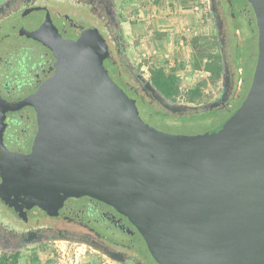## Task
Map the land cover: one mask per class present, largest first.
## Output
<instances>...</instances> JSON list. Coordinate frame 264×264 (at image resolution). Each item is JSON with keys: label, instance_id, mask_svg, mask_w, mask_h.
<instances>
[{"label": "water", "instance_id": "water-1", "mask_svg": "<svg viewBox=\"0 0 264 264\" xmlns=\"http://www.w3.org/2000/svg\"><path fill=\"white\" fill-rule=\"evenodd\" d=\"M258 31L257 58L240 104L212 129L169 135L148 125L78 43L57 49L59 70L39 91V132L27 168L3 178L0 197L22 215L56 190L90 196L124 215L156 264H264V0H247ZM221 87L230 84L223 56ZM172 115L214 109L167 100L139 75ZM82 246L120 264L84 241Z\"/></svg>", "mask_w": 264, "mask_h": 264}, {"label": "flooded vegetation", "instance_id": "flooded-vegetation-1", "mask_svg": "<svg viewBox=\"0 0 264 264\" xmlns=\"http://www.w3.org/2000/svg\"><path fill=\"white\" fill-rule=\"evenodd\" d=\"M122 1L0 0V184L27 168L26 157L40 128L36 97L59 70L60 45L78 43L90 51L138 111H165L128 58ZM205 5L222 72L224 56L230 75L225 92L220 79L221 91L208 112L225 111L228 116L249 89L241 97L243 80L236 78V60L250 40L258 39L256 18L247 0H205ZM59 236L106 250L120 264H156L136 227L103 201L56 190L47 206L18 215L0 197V256L52 243Z\"/></svg>", "mask_w": 264, "mask_h": 264}, {"label": "rangeland", "instance_id": "rangeland-1", "mask_svg": "<svg viewBox=\"0 0 264 264\" xmlns=\"http://www.w3.org/2000/svg\"><path fill=\"white\" fill-rule=\"evenodd\" d=\"M190 1L192 3L196 0ZM174 2L176 0L122 1V31L126 52L135 68L148 79L150 72L157 68L164 69L166 74L173 72L177 77L178 94L175 96L176 102L192 105L206 104L220 93V79L223 73L210 16L207 13V20H205L203 30L200 33L186 36L181 30L183 25L181 26L180 21H177L178 15L174 13ZM200 2H202L200 9L207 12L205 0H200ZM186 41H188V54L195 64L199 63L205 66L209 64L211 69H215V65L220 67V77L212 82V90L205 92L203 97L193 103L188 101L190 90H187L186 86L182 84L184 79L180 76L181 70H186V75H189V70L185 65L181 68V65L177 63L180 57L179 53H183L182 47ZM247 46V50L243 48L239 51L238 60H236L237 68L240 71V75L237 73L236 78L243 80L241 97L245 95L251 83L257 58V39L254 37ZM149 111L151 112V110ZM162 113L147 115L139 110L140 118L146 125L165 134L180 136L204 133L215 127L227 116L225 111L209 112L207 115L210 117L206 118H204L206 115L203 112L188 113L177 117L166 111H162ZM34 252H38V255H34L36 254ZM24 254H28V257L33 258V261L43 264L46 262L47 264H68V260H74L75 256L82 264H117L93 253L88 248L68 245L67 243H45L30 247L22 250L19 257Z\"/></svg>", "mask_w": 264, "mask_h": 264}, {"label": "crops", "instance_id": "crops-1", "mask_svg": "<svg viewBox=\"0 0 264 264\" xmlns=\"http://www.w3.org/2000/svg\"><path fill=\"white\" fill-rule=\"evenodd\" d=\"M193 5L194 1L191 3L190 0L176 1L173 4V8L175 9L174 13L177 14V18H179L177 21H180L179 24L181 23V26L183 25L181 30H183V33L186 36H192L200 33L203 30L205 20H207V12L204 9L194 12L192 9ZM187 42L188 41H186L184 47H182L183 53H179L180 57L177 62L181 65V68L185 65L189 70V75H186V70L180 71V76L184 79L182 80V84L186 86L187 90L199 88L200 97H203L205 92L212 90V82L214 80L211 72L205 69L204 64H199V68L195 67L194 60L190 58V54H188L189 49L187 47ZM34 253H36L34 255H38V252ZM17 262V264H43L41 262L33 261V258L28 257V254L21 255ZM44 264H47V262Z\"/></svg>", "mask_w": 264, "mask_h": 264}, {"label": "trees", "instance_id": "trees-1", "mask_svg": "<svg viewBox=\"0 0 264 264\" xmlns=\"http://www.w3.org/2000/svg\"><path fill=\"white\" fill-rule=\"evenodd\" d=\"M196 68H199V63L195 64ZM205 69L211 72L213 80L219 79L220 77V67L215 65V69H211L209 64L205 66ZM149 80L152 86L167 100L175 102V96L178 94V87H177V77L174 75L173 72L166 74L164 69L157 68L150 72ZM200 98V91L199 88H195L189 91L188 94V101L193 103L199 100ZM206 117H210L207 115L209 112H203ZM20 252H16L14 254H6L0 256V264H17Z\"/></svg>", "mask_w": 264, "mask_h": 264}, {"label": "built area", "instance_id": "built-area-1", "mask_svg": "<svg viewBox=\"0 0 264 264\" xmlns=\"http://www.w3.org/2000/svg\"><path fill=\"white\" fill-rule=\"evenodd\" d=\"M200 4H202V2H200V0L194 1V5H193V8H192L194 12H198L200 10ZM68 262H69L68 264H82L79 261V259L77 258V256L74 257V260H68Z\"/></svg>", "mask_w": 264, "mask_h": 264}]
</instances>
